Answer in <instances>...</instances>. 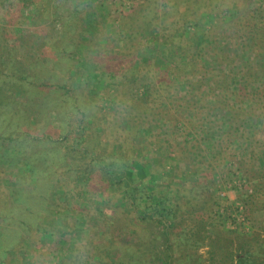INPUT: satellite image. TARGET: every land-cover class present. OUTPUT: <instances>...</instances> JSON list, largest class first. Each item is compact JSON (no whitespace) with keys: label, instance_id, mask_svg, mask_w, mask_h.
I'll return each instance as SVG.
<instances>
[{"label":"trees","instance_id":"16d2710c","mask_svg":"<svg viewBox=\"0 0 264 264\" xmlns=\"http://www.w3.org/2000/svg\"><path fill=\"white\" fill-rule=\"evenodd\" d=\"M162 1H165V7L160 4V0H150L146 6H141L123 22V27L109 44L104 38H97L99 35L103 37L104 33L102 35L96 29V33L87 32L90 15L87 19L77 17L71 22L75 32L73 40L78 41L73 51L74 61L86 49L83 47L84 43H81L84 35L90 40L87 47L88 59L81 68L84 77L80 78L77 74L79 70L72 66L68 74L72 82L86 79L90 84L93 82V75H113L120 82H140L144 87V93L137 96L139 103L135 108L125 106L131 109L139 124L134 123L130 129H124L121 136L110 135L109 146L105 141V146L98 148L90 144L91 134L87 127L90 121L86 120V113L81 110L78 113L71 111L69 121L55 131L57 137L47 133V128L39 126L40 122L36 119L33 122L35 115L29 114L27 109L24 110L27 112V123H34L35 130L39 133L35 135L24 127V113L18 105L16 92L22 90L27 94V85L33 82L26 77L6 75L4 72L11 71L0 55V151L9 155V162H16L20 173L17 181L19 187L31 180L35 182L26 189V201L23 204L12 201L5 212H0L1 224L14 219L16 226L9 235L10 238L6 239L7 243L1 247L3 252L13 257L8 260L0 252V264H15L16 259L20 264H25L19 257L29 247L28 238L32 233L50 235L53 238L69 233L76 222L66 208L62 207L61 200L69 201L77 192L85 194L83 199L88 208L83 214V223L91 230L95 240L75 243L70 254L59 264H137L138 258L144 257H151L156 263H160L163 257L150 248L152 242L144 225L151 222L159 226L169 250L170 229L183 209L180 201L185 196V187L171 191L166 183L161 182L163 178L160 169L154 166L149 169V162L142 156L143 146L150 147L156 142L153 137L148 136L140 144V129L151 128L156 123L162 115L163 103L170 97L172 110L175 105H180L179 108H184V112L189 111L188 114L193 115L187 121L190 125L200 123L199 104L206 101L205 96L208 97L202 90L204 77L201 74L205 73L202 60L222 40L236 47L244 43L242 52L251 53L254 57L243 64V70L240 71L245 87L237 94L240 104L237 106L228 100L230 93L227 88L228 80L233 78L235 81L234 77L237 76L231 73L232 70L223 69L222 61L226 59V54H219L217 72L224 75V78L221 80L216 76L217 91L220 89L218 85L226 84L220 93L216 91L218 96L216 92L214 96L218 97V106L228 112L233 121L232 131L224 139L227 143L226 151L232 150L228 142H231L236 131L241 128L242 121L254 119L257 123H262L261 130L264 131V99L249 107L244 102L246 96L264 98V13L252 9L255 0ZM209 14L215 17L211 26L205 23V17ZM4 16L8 17V14L0 11V19ZM148 24L151 31L161 36L160 57L167 59V51H173L181 57L179 68L183 69L186 77L181 76L179 82L186 91L181 89L180 83L171 79L168 64L170 60H162L167 69L155 70L141 57V52L148 47L144 39ZM191 24L201 30L187 37L186 33H192L191 28L189 29ZM252 85H258L257 92L249 94L246 90ZM200 90L203 92H199ZM121 111L123 112L122 109ZM188 127L184 128L185 131ZM175 129L170 133L171 139L180 140L181 136L175 137L180 130ZM249 141L251 155L247 162L254 168L255 179L258 180L256 197L264 203V141L256 136ZM33 144L40 149L38 153L28 155L27 149ZM184 147L174 148L173 157L176 160L180 153H184L189 164L201 157L191 148ZM42 157L46 158L44 165H35ZM190 172L182 170L180 178L190 181ZM38 180L40 182L37 184ZM30 208L35 212H32V216H27L26 210ZM168 257L165 264H173L171 256Z\"/></svg>","mask_w":264,"mask_h":264},{"label":"rangeland","instance_id":"374dc122","mask_svg":"<svg viewBox=\"0 0 264 264\" xmlns=\"http://www.w3.org/2000/svg\"><path fill=\"white\" fill-rule=\"evenodd\" d=\"M149 1L0 0V11L8 14V17L0 19V55L11 71L4 73L11 74L12 77H26L33 82L27 85V94L22 90L16 92L18 105L24 113L23 126L35 135L39 133L35 130L34 123L31 125L27 123L28 112L35 115L33 122L36 119L40 122L39 126L47 128V133L57 137L55 131L69 121L71 111L78 113L81 110L86 113V120L90 121L87 124L91 134L89 142L98 148L105 146L104 141L106 145H110V135L121 136L125 132L124 129H130L134 123L139 124L131 109L125 106H134L132 108L134 109L139 103L137 96L140 97L144 93L142 83H123L116 80L113 75H93L94 79L90 84L86 79L72 82V78H69L72 66L79 70L77 74L80 78L84 77L81 68L88 59L87 47L90 41L84 35L81 43H84L83 47L86 49L74 61L73 51L78 41L73 40L75 32L71 22L77 17L87 19L90 15L87 32L96 33V29L100 34L104 33L103 37L99 35L97 38H104L109 44L123 27V22L141 6H146ZM160 4L163 7L166 5L162 0ZM252 9L264 13V0H255ZM214 18L211 14L205 17L206 25L211 26ZM148 27L149 24L144 36L148 47L141 52V57L155 70L167 69L162 60H170L168 64L171 79L180 83L179 78L186 77L183 69L179 68L181 65L178 62L181 57L173 51H167V59H162L161 36ZM190 28L192 33L191 35L186 33L187 37L201 30L192 24ZM243 46L244 43L236 47L222 40L214 45L211 53L202 60L205 70V73L201 74L204 77L202 90L208 97L205 96L206 101L198 106L201 113L198 125H190L187 122L193 115L188 114L189 111L184 112V108H179L180 105H175V111L172 110L170 97L163 103L162 115L156 123L152 124L151 128L140 129V144H143L148 136L153 137L156 142L150 147L143 146L142 156L149 162V169L153 166L160 169L163 178L161 182L166 183L171 191L182 190L185 187V196L180 201L183 209L170 229L171 248L169 250L166 248L167 242L161 228L149 222L144 227L152 242L150 248L163 258L160 263H156L151 257L138 258L137 264H165L169 260L168 255L171 256L173 264H264V203L256 197L258 180L255 179L254 168L247 162L251 155L250 138L256 136L264 141L262 123H257L254 119L242 121L241 128L236 131L231 142H228L232 150L226 151L227 143L224 139L228 138L226 134L232 131L233 121L230 114L218 106L217 96L226 82L222 81L225 83L218 85L220 88L218 91L215 85L216 76L221 80L224 78V75L217 72L219 54L222 52L226 54V59L222 61L223 69L232 70L231 73L237 76L234 77L235 81L233 78L228 80L227 88L230 93L228 100L233 105L240 106L237 94L245 87L240 71L243 70V64L253 57L251 53L242 52ZM194 80L196 81V78ZM179 85L185 90L181 83ZM257 86L252 85L246 90L247 93H256ZM202 90L199 92H203ZM215 92L217 96H214ZM263 99L262 96L251 98L246 96L244 102L249 107ZM185 127H188L186 131ZM175 128L180 130L175 134V137L181 136L180 140L171 139L170 133ZM184 146L199 153L201 157L189 164L184 153H180L176 160L173 157L174 148ZM39 149L33 144L27 149V154L38 153ZM9 161V155L0 151V212H5L6 208L12 205V201L23 204L26 201V189L35 183L31 180L30 183H24L19 187L17 181L20 173L16 162ZM45 161V157L41 160L39 158L35 165L43 166ZM182 170L191 171L188 176L190 181L180 178ZM39 182L40 180L37 184ZM250 189L252 193L249 192ZM84 196V193L77 192L69 201L61 200L62 207L66 208L67 213L76 222L74 228L57 238L32 233L28 238L29 247L22 251L21 256L19 255L23 263L59 264L70 254V249L75 243L95 240L91 230L83 223V214L88 208ZM235 201L242 202L245 206L244 221L241 220L240 209L237 208ZM26 212L27 216H32V212L35 211L30 208ZM14 229H16L14 219L4 225L0 223V252L7 256L8 260L13 256H8L1 247L7 243L6 239L10 238L9 235ZM16 261L15 264H20L17 259Z\"/></svg>","mask_w":264,"mask_h":264},{"label":"built area","instance_id":"2783aa9c","mask_svg":"<svg viewBox=\"0 0 264 264\" xmlns=\"http://www.w3.org/2000/svg\"><path fill=\"white\" fill-rule=\"evenodd\" d=\"M239 187L242 188V186H239ZM249 192L252 193L253 191L250 189ZM235 204H236L237 208L240 209L239 214H240V217L242 218L241 220L244 221L246 219L245 213H244V207H245L244 204L242 202L240 203V202H236V201H235ZM239 220H240V218H239Z\"/></svg>","mask_w":264,"mask_h":264}]
</instances>
